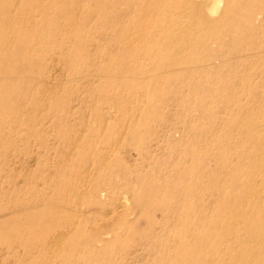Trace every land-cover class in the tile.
I'll return each instance as SVG.
<instances>
[{
  "label": "rangeland",
  "instance_id": "1",
  "mask_svg": "<svg viewBox=\"0 0 264 264\" xmlns=\"http://www.w3.org/2000/svg\"><path fill=\"white\" fill-rule=\"evenodd\" d=\"M231 2L4 8L0 264H264V0Z\"/></svg>",
  "mask_w": 264,
  "mask_h": 264
},
{
  "label": "bare ground",
  "instance_id": "2",
  "mask_svg": "<svg viewBox=\"0 0 264 264\" xmlns=\"http://www.w3.org/2000/svg\"><path fill=\"white\" fill-rule=\"evenodd\" d=\"M12 1V0H11ZM10 0H0V18H4L6 15H5V9L7 7V5H9V3H11ZM16 0H14L15 2ZM254 2H256L257 0H253ZM259 1V0H258ZM220 2H226L227 4V9H228V12H229V15L230 14H233V13H239L238 12V4L236 2H231V0H220ZM6 3V5H4ZM4 5V6H3ZM9 11V10H8ZM227 16V15H226ZM257 17V16H256ZM0 28H4L3 25H0ZM227 29H231V27H229V25L227 26ZM232 29L234 30L235 34H238V27H232ZM6 30V29H5ZM4 30V31H5ZM236 38H239L238 36H236ZM264 41V39H263ZM257 44V43H256ZM5 60L4 56L0 55V63H3ZM199 253H201V251H199ZM241 257V256H240ZM239 257V258H240ZM237 261V260H236ZM235 261V262H236ZM234 263V262H233Z\"/></svg>",
  "mask_w": 264,
  "mask_h": 264
}]
</instances>
